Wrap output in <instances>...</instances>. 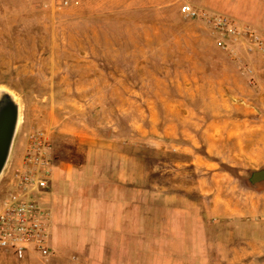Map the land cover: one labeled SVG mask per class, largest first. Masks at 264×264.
<instances>
[{
    "label": "rangeland",
    "instance_id": "1",
    "mask_svg": "<svg viewBox=\"0 0 264 264\" xmlns=\"http://www.w3.org/2000/svg\"><path fill=\"white\" fill-rule=\"evenodd\" d=\"M201 1L0 0V88L20 107L0 204L8 167L41 129L56 164L90 162L104 172L122 162L145 189L146 213L159 199L201 206L212 264L228 229L226 244L264 250V216L232 226L218 224L215 210L264 206V184L249 182L264 170V50L180 12L189 3L264 36V0H235L229 12Z\"/></svg>",
    "mask_w": 264,
    "mask_h": 264
},
{
    "label": "crops",
    "instance_id": "2",
    "mask_svg": "<svg viewBox=\"0 0 264 264\" xmlns=\"http://www.w3.org/2000/svg\"><path fill=\"white\" fill-rule=\"evenodd\" d=\"M234 1L201 2L212 11L229 12L224 6ZM15 145L16 141L9 162L16 153ZM18 160L17 156L13 165ZM110 169L101 172L90 162L81 167L55 163L48 192L41 199L52 214L53 256L42 261L30 255L16 263L0 250V264H212L206 210L194 203L177 205L159 199L146 213L144 187L130 182L122 162L111 164ZM215 210L220 211L218 224L228 220L232 226L245 215L258 212L264 216V206L242 209L222 204ZM232 230L217 240L219 264H240L242 259L247 260L245 264H258L264 250L242 251L234 243L224 242ZM251 240L248 243L255 245L256 237ZM65 250L76 255L69 258Z\"/></svg>",
    "mask_w": 264,
    "mask_h": 264
},
{
    "label": "built area",
    "instance_id": "3",
    "mask_svg": "<svg viewBox=\"0 0 264 264\" xmlns=\"http://www.w3.org/2000/svg\"><path fill=\"white\" fill-rule=\"evenodd\" d=\"M180 12L212 25L223 36L247 39L264 50V36L231 18L189 3H184ZM54 166L50 137L38 129L29 133L19 162L8 167L10 189L0 204V250L17 260L31 255L45 261L53 256L52 214L41 199L49 189Z\"/></svg>",
    "mask_w": 264,
    "mask_h": 264
},
{
    "label": "water",
    "instance_id": "4",
    "mask_svg": "<svg viewBox=\"0 0 264 264\" xmlns=\"http://www.w3.org/2000/svg\"><path fill=\"white\" fill-rule=\"evenodd\" d=\"M20 122V107L13 93L0 88V178L6 170ZM251 185L264 184V170L251 173Z\"/></svg>",
    "mask_w": 264,
    "mask_h": 264
},
{
    "label": "bare ground",
    "instance_id": "5",
    "mask_svg": "<svg viewBox=\"0 0 264 264\" xmlns=\"http://www.w3.org/2000/svg\"><path fill=\"white\" fill-rule=\"evenodd\" d=\"M13 93V92H12ZM13 95H14V97H15V100L17 101V98H16V96H15V94L13 93Z\"/></svg>",
    "mask_w": 264,
    "mask_h": 264
},
{
    "label": "trees",
    "instance_id": "6",
    "mask_svg": "<svg viewBox=\"0 0 264 264\" xmlns=\"http://www.w3.org/2000/svg\"><path fill=\"white\" fill-rule=\"evenodd\" d=\"M82 156V155H81ZM65 160V159H64Z\"/></svg>",
    "mask_w": 264,
    "mask_h": 264
}]
</instances>
